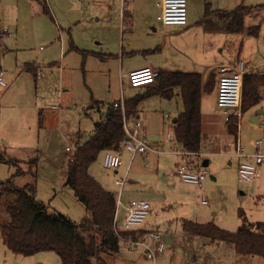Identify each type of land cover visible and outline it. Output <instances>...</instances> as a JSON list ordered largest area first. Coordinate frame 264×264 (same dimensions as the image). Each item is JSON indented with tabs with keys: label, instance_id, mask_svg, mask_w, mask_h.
I'll return each mask as SVG.
<instances>
[{
	"label": "rangeland",
	"instance_id": "374dc122",
	"mask_svg": "<svg viewBox=\"0 0 264 264\" xmlns=\"http://www.w3.org/2000/svg\"><path fill=\"white\" fill-rule=\"evenodd\" d=\"M43 1L49 12L44 11ZM156 2L157 0H135L132 3L133 10L128 8L130 4L128 1L122 3L125 11H130L134 23V29L130 32L128 29L130 27L126 23L122 25L118 18L120 0H109V2L106 0H0V33L4 31L3 35L0 34V45L4 43L9 49H19L15 53L18 59L31 56L38 57L41 61V55L50 52L48 60H43L44 63L59 66L61 72L59 77L53 79L52 84L53 93L61 92L57 100L58 109L51 110L55 111L51 112L55 127L52 130L46 127L42 129L38 151L35 150L39 159L38 172L41 174L39 177L43 176L50 166L59 165L56 155L62 153L66 145H70L73 149V145L70 144L72 139L78 137L77 139L83 143L92 135L93 123L105 114L113 98L123 96L126 99L135 92L143 91L145 87L137 88L139 89L137 91L126 86L121 89L122 72L119 75V70L114 67L113 58L110 56L112 54L108 51L118 52L119 57L123 46V59H133L139 63L147 62L148 67H154L149 63L161 57L151 51H130L127 49V37L149 41L162 36L160 29L152 24V22L160 23L156 20L158 14ZM206 4H209V0H206ZM237 4L254 6L264 4V0H238ZM205 5L203 0H189V18L203 17ZM255 20L256 17L253 15L247 17L246 25ZM190 38L192 39L193 36L191 35ZM249 40L250 44H244V50L248 48L246 54L249 55L250 52L262 60L264 52L261 45L254 40L253 34ZM240 42L241 38L237 35L232 39L233 45L223 49V52L217 49L214 52L213 49V55L219 59L229 53L233 62H237L238 58L245 64L244 57L239 56ZM263 92L264 86L260 89L262 96L260 106L264 108ZM174 102L175 99H172L166 103L164 109L156 110V113L149 103L144 105L140 115L141 124L150 143L158 141L159 137L165 139L175 111ZM90 104H94L95 108L88 110ZM29 108L30 117L31 104ZM84 109L89 111L87 115L83 113ZM38 111L34 109V114L36 115ZM58 111L59 119L56 117ZM241 118L238 137L242 147L246 148L244 152L254 151L250 149L252 140H262L264 148V135L246 131L244 126L247 122L245 115L242 117V112ZM219 121L220 129H217L219 136L216 138L220 146L216 151L206 150L211 154L204 157L209 159V164L204 167L207 178L201 185L186 183L176 173L174 165L179 156L173 154L171 150L174 145L179 148L180 146L175 141L166 140L159 155L151 154L145 157L137 154L133 161H130V154L123 152L122 165L117 169L103 167V152L98 155L91 165V173L107 181V185L115 189V196L118 193L115 180L126 174L121 195L123 205H127L126 203L131 199L147 200L150 203V217L144 223V227L158 231L165 240L171 239L170 243L166 242L163 254L157 257L154 263L141 252H128L120 247L116 254H100L105 264H220L221 256L229 264H264V258L259 256L238 255V261H232L229 251L225 252L226 244L223 242L211 243L207 238L190 235L182 230L183 220L198 223L212 222L228 231H235L243 221L246 223L264 221V198H258L259 194L264 192V188L260 189L264 185V175L249 185L238 182L235 165H228L229 157L223 153L227 151V143L233 140L232 137L236 134H227L224 131L223 116ZM205 139L207 138H202V151ZM5 169H7L5 165L1 164L0 174L5 173ZM49 183L47 180L38 181L37 196L45 204L56 207L74 222H80L86 213L84 207L76 201L72 190L64 184H57L56 181H53L52 186ZM123 215L124 209L121 208L118 214L119 221L122 220ZM4 262L1 264H60L59 257L54 252H42L33 257L11 255ZM92 263L99 264L98 259L93 258Z\"/></svg>",
	"mask_w": 264,
	"mask_h": 264
},
{
	"label": "crops",
	"instance_id": "0c3cea01",
	"mask_svg": "<svg viewBox=\"0 0 264 264\" xmlns=\"http://www.w3.org/2000/svg\"><path fill=\"white\" fill-rule=\"evenodd\" d=\"M121 1V8H120V23L123 25L126 23L130 28L129 31L132 32L134 29V23L131 20L130 11H125L124 7H122V3L128 1V8H134L132 4L135 0H120ZM189 1V0H188ZM238 0H209V4L212 10H231L236 5ZM109 2V0H107ZM205 5L206 0H203ZM258 5V4H257ZM253 6V5H251ZM157 7V6H156ZM205 7V6H204ZM158 9V7H157ZM159 13V9H158ZM158 15V14H157ZM255 16V22L249 23L246 25L247 17ZM244 20V30L242 33H226V32H217V31H206L201 25V19H196L195 17L189 18L188 15V23L184 27L180 26H165L163 25L156 16V20L160 23H153L155 24L156 28L160 29L162 36L156 38L155 40H145V39H137L134 37H127L128 44L127 49L130 51L135 52H149L151 51L155 55L160 56V59L154 60L149 64H152L154 69H157L161 72H196L199 73L201 76V96H200V112L202 118V138H207L204 141L203 151L206 150H214L216 151L219 146L220 142L216 138L219 136L217 129H220V121L219 118L222 116L221 111L216 105V69L219 66H228L232 68L237 67L238 61H241L237 58V62H233V58H230L229 53L227 56H223L222 58H216L213 55V49L220 50L223 52L228 46L233 45L232 39L237 35L240 36L241 42L239 47V56L242 55L245 59L244 70L245 73L261 72L264 74V57L261 60L259 56H255L253 54L249 55L246 54V50H244V46L246 44H250V37L251 34L254 36V40L258 41L261 45V36L263 33V25H264V8L254 12L251 15H248ZM155 20V21H156ZM252 25V26H251ZM247 29V30H246ZM156 31V29H153ZM193 36L191 39L190 36ZM249 41V42H248ZM245 44V45H244ZM116 47V46H115ZM118 47V46H117ZM41 48V47H40ZM262 49V48H261ZM123 50L124 47L120 49L121 54L118 57V52L116 51H108L109 54H112V60L114 67L119 70V75L122 72L121 78V89L123 90L124 87H129V89H133L137 91L139 89L130 87L126 80L123 78V75H126L128 72L134 69L148 67L146 63H139L134 61L133 59L125 60L123 59ZM244 50V52H243ZM17 51L19 49H9L4 43L0 45V71L3 73V79L6 83V86L1 90L0 93V165L4 164L7 169H5V173L0 174V183L8 180L9 178L12 179L13 183L17 187H23L30 183H35L37 186L38 181L45 182V180L50 181L49 185H53V181H56L57 184L65 186L66 183V173L68 169V164L71 156L74 153L75 147L78 144H81L79 139H72L71 145L72 147L65 146L64 151L62 153H58L56 155L57 160L59 161V165L57 166H50L49 170L41 177H39V159L36 156L35 150L38 151V145L41 137L42 129L46 127V129L52 130L55 126L53 123L52 113L58 109L57 100L60 97L61 92L56 91V93L52 92L53 87V79L55 77L60 76V69L59 66H55L53 64H45L43 60H48L47 57L51 54L47 52L46 54L41 55V61H39L38 57H31V56H23L18 59ZM62 52V48L60 50ZM260 60H259V58ZM42 65V66H41ZM41 68L40 72H37V68ZM124 72V73H123ZM38 73V74H37ZM214 77L215 83L213 88L210 91H206L203 89L207 84L210 77ZM125 81V83H124ZM160 82L156 80V82L148 87H145L142 92H135L129 98H124L121 96L120 98H113L112 102L108 105L113 104L115 101L123 98L125 101L131 100L134 97L141 96L142 94L146 93L147 91H153L160 87ZM264 93V92H263ZM57 95V96H56ZM148 98V97H147ZM175 99V111L171 118V127L173 131V123L182 109V102L180 99V95L177 88H173L171 91L170 98H164L161 94H153L147 100H142L137 107L135 108V113L131 115L128 119L130 123H133L135 120H141V112L146 105L149 103L152 107L154 112L156 110L164 109L166 103ZM168 102H163V101ZM33 101V104H32ZM148 101V102H147ZM145 103V104H144ZM31 104L32 111L29 117V105ZM95 108L94 104H90L88 110H92ZM34 109L39 110L37 114H34ZM46 110V112H45ZM88 110H83V113L87 115L89 112ZM100 112V110L98 109ZM52 112V113H51ZM59 112V111H58ZM107 109L105 110V114L100 117V119L106 116ZM60 112L57 114V119L60 117ZM245 121L247 125H245L246 131H252L256 134H263L264 135V123H250L249 119L252 116H256L258 122H264V108L260 106V102L248 109L245 113ZM169 118V115L167 116ZM242 119V118H241ZM45 122V124H44ZM94 125V123H93ZM142 125V132L143 138L146 140L148 145L153 148L155 151H149L144 155L148 157L151 154L159 155L162 152V147L165 146V141L167 139V135L164 138H158V141L149 142L147 140V134L144 130L143 124ZM224 131L228 134L227 126H223ZM168 132V131H167ZM81 137V135H79ZM234 138V136L232 137ZM88 140V139H87ZM86 140V141H87ZM169 141V140H168ZM170 142V141H169ZM254 142L250 141V149L254 150ZM84 143V142H83ZM225 145L223 146V148ZM69 148V150H67ZM245 148V147H244ZM246 150V148H245ZM105 151H103L104 153ZM69 155L66 156V154ZM129 154V153H128ZM209 156V155H208ZM207 157V156H205ZM228 165H235V172L237 175V166L240 161V158L235 156H228ZM200 158L201 165H198V169L200 167H205L203 165L206 162V166L209 164L208 158ZM179 157L176 160L174 165V169L176 164L179 162ZM159 164H161L159 162ZM162 168V165H160ZM90 175H94L91 173V166L89 168ZM117 173V171H115ZM175 174V173H174ZM49 175V178H47ZM264 175V174H262ZM261 175V176H262ZM105 189L114 193V188L112 186L109 187L108 182L101 177L93 176ZM47 178V179H46ZM238 178V177H237ZM214 179V177H212ZM258 180V179H257ZM239 182V181H238ZM240 183V182H239ZM241 184V183H240ZM244 185H249L251 183H243ZM264 188V185L260 189ZM54 189V188H53ZM264 191V190H263ZM38 191L36 192V199L40 202L45 203L41 200L38 196ZM122 195V194H121ZM74 196V194H73ZM75 197V196H74ZM258 198H264V192L259 194ZM76 199V198H75ZM77 201V199H76ZM50 201H48L49 203ZM78 202V201H77ZM79 203V202H78ZM47 204V203H46ZM127 204V203H126ZM50 205V204H48ZM51 206V205H50ZM56 209V207H52ZM121 209V208H120ZM57 210V209H56ZM58 211V210H57ZM125 211V210H124ZM60 212V211H59ZM62 213V212H61ZM86 213V211H85ZM64 214V213H63ZM65 215V214H64ZM150 217V215H149ZM149 219V218H148ZM256 222V221H255ZM167 243L171 242V239H166ZM224 248L226 249L225 252L228 253L230 259L238 261V254L234 252V250L225 245ZM144 254L142 251H138ZM136 252V253H138ZM39 253L38 252L31 256L26 257H33ZM20 257L21 255L14 254L3 247L0 239V262L5 263L4 260L9 258L10 256ZM145 255V254H144ZM25 257V256H23ZM147 258V257H146ZM17 259V258H16ZM220 264L228 263L225 261L222 256L219 258ZM229 264V263H228Z\"/></svg>",
	"mask_w": 264,
	"mask_h": 264
},
{
	"label": "trees",
	"instance_id": "16d2710c",
	"mask_svg": "<svg viewBox=\"0 0 264 264\" xmlns=\"http://www.w3.org/2000/svg\"><path fill=\"white\" fill-rule=\"evenodd\" d=\"M43 7L45 12H49L44 1ZM262 8L264 4H240L231 10H212L206 4L200 23L209 32L242 33L245 18ZM157 81L160 82L158 89L125 101V116L133 115L137 105L147 97L161 94L170 98L172 89L177 88L182 109L173 123L174 140L186 151H202L200 74L159 71ZM214 81V77H210L203 89L210 91ZM263 86L264 74H243L242 114L262 100L260 89ZM235 119L231 118L227 125L230 134L237 132ZM124 136L121 109L111 104L107 106L106 116L94 122V130L88 140L75 147L65 183L86 211L80 222H74L50 205L38 201L35 183L17 187L11 178L0 183V239L3 247L25 257L38 252H54L60 264H93V258H97L99 264H105L100 254H116L119 250L113 232L116 196L90 175L89 168L101 152L120 150ZM182 230L207 238L211 243L223 242L240 256L264 258V221H243L235 231H228L212 222L183 220Z\"/></svg>",
	"mask_w": 264,
	"mask_h": 264
},
{
	"label": "built area",
	"instance_id": "2783aa9c",
	"mask_svg": "<svg viewBox=\"0 0 264 264\" xmlns=\"http://www.w3.org/2000/svg\"><path fill=\"white\" fill-rule=\"evenodd\" d=\"M156 6L159 9L157 19L163 25L180 27L187 25L188 0H157ZM0 34L3 35L4 31ZM261 48L264 52V25L261 36ZM40 70L41 68L38 67L37 72L39 73ZM244 73L242 61H238L236 68L219 66L216 69V105L222 113L226 126L230 124L231 118H236V135L233 140L227 143V151L225 150L223 153L227 156L240 158L237 166L238 181L240 183H252L264 174V148L262 140H256L254 142V151L245 153L238 137L239 121L241 119L242 77ZM258 73L261 74V72ZM158 76L159 70L152 67H142L131 70L126 75H123V78L130 87L140 88L154 84ZM5 86L3 73L0 71V93ZM124 105L125 100L123 98L113 103L115 108L119 107L121 109L125 136L120 150H108L103 153L102 164L107 169H117L122 165L121 155L123 152L129 153L130 161H133L137 154L155 151L142 136L141 122L139 120H135L133 123L129 122V119L125 116ZM167 139L175 141L172 129L168 130ZM171 152L180 157V161L175 166V171L184 182L201 185L206 180L207 171L205 168L200 167L198 169V165L201 162L199 159L210 155L211 152H189L175 145ZM125 180L126 174L124 177L115 180L118 193L116 196V211L113 218L114 235L119 248L121 247L128 252L142 251L147 259L154 263L155 259L163 254L166 240L158 231L144 227V223L150 215V203L147 200L131 199L127 205H123L121 194ZM120 208L125 210L121 221H119L118 217Z\"/></svg>",
	"mask_w": 264,
	"mask_h": 264
},
{
	"label": "water",
	"instance_id": "95a60500",
	"mask_svg": "<svg viewBox=\"0 0 264 264\" xmlns=\"http://www.w3.org/2000/svg\"><path fill=\"white\" fill-rule=\"evenodd\" d=\"M249 122H250V123H255V124H256V123L261 124V122H258L256 116H252V117L249 119ZM206 164H207L206 162L203 163L204 166H206Z\"/></svg>",
	"mask_w": 264,
	"mask_h": 264
}]
</instances>
